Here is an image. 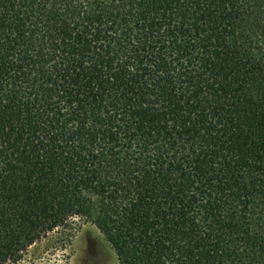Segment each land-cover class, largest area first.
<instances>
[{"label":"trees","instance_id":"trees-1","mask_svg":"<svg viewBox=\"0 0 264 264\" xmlns=\"http://www.w3.org/2000/svg\"><path fill=\"white\" fill-rule=\"evenodd\" d=\"M92 195L118 264H264V0H0V264Z\"/></svg>","mask_w":264,"mask_h":264},{"label":"rangeland","instance_id":"rangeland-1","mask_svg":"<svg viewBox=\"0 0 264 264\" xmlns=\"http://www.w3.org/2000/svg\"><path fill=\"white\" fill-rule=\"evenodd\" d=\"M92 200L91 218L71 219L30 245L14 264H118L114 250L95 223L99 219L98 198L92 195Z\"/></svg>","mask_w":264,"mask_h":264}]
</instances>
